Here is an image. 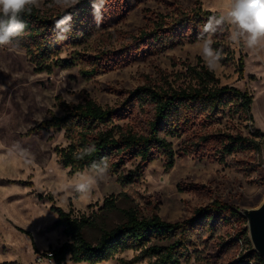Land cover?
I'll return each mask as SVG.
<instances>
[{
	"label": "rangeland",
	"instance_id": "1",
	"mask_svg": "<svg viewBox=\"0 0 264 264\" xmlns=\"http://www.w3.org/2000/svg\"><path fill=\"white\" fill-rule=\"evenodd\" d=\"M46 1L38 0L37 7L42 8ZM225 7L226 0H139L131 9L124 3L103 7V22L97 25L92 15L91 20L84 22L87 35L57 57L72 60L74 65L55 68L52 73L35 72L25 50L0 46V157H4L0 160V264H55L49 253L66 243L68 237L61 227L55 226L57 215L51 211L53 205L65 211L73 209L77 217L102 215L96 226L85 232L93 242L105 221L108 228L122 221L118 212H101L106 198L122 193L127 197L120 198L121 207H134L146 216L157 212L171 223L192 218L196 209L216 200L241 213L261 206L264 150L262 154L230 157L225 164L177 158L172 168H167L164 158H156L144 168L139 180L126 187L117 175L107 171L90 197L85 198L71 187L80 173L71 174L59 160L57 148L68 145L65 131H34L52 116H62L63 102L77 105L90 97L102 107H117L127 99L125 91L143 86L147 75H155L158 69L175 72L178 69L173 65L175 59L193 64L198 58L204 61L200 40L190 41L203 25L199 14L218 13ZM147 9L167 16L165 30L155 48L157 52L144 61L126 64L119 58L128 45L119 39L118 32L137 34L146 25ZM227 29L226 37L221 33L213 37V45L225 49L222 58L231 54V60L226 63L220 60L212 69L224 85L253 95V122L247 124L245 133L256 130L264 133V49L253 50L233 43L228 38L231 28ZM106 52L104 58H111L118 66L104 68L105 62L99 58ZM173 142L178 150V142ZM14 146L25 150L24 154ZM84 172L97 175L96 170ZM181 183L190 186L181 189ZM240 231L237 223L219 225L213 234L200 230L194 236L193 259L185 264H256V259L240 261L255 251L249 232V239L241 240L237 238ZM132 256L131 252L123 255L128 259ZM119 258L98 264H120ZM64 264L87 263L68 259Z\"/></svg>",
	"mask_w": 264,
	"mask_h": 264
},
{
	"label": "trees",
	"instance_id": "2",
	"mask_svg": "<svg viewBox=\"0 0 264 264\" xmlns=\"http://www.w3.org/2000/svg\"><path fill=\"white\" fill-rule=\"evenodd\" d=\"M138 1L105 0L104 7L124 3L131 9ZM92 3L93 0H80L74 8L67 10L72 16L71 32L61 42L53 39L54 22L65 13L54 5L53 0L46 1L42 8L35 6L30 14L21 16L27 27L18 47L25 50L35 72L52 73L55 68L74 65L72 60L57 57L87 35L83 27L86 26L84 22L92 18ZM213 14L216 13H200V23L204 24ZM165 16L147 9L144 10L146 25L137 34L119 31V39L128 45V50L122 52L119 59L133 64L155 54L165 30ZM228 31L226 27L222 36L226 37ZM199 33L192 35L190 41H199ZM213 47L221 49L218 44ZM107 54L103 53L99 59L104 60V68L110 70L118 63L104 58ZM221 60L226 63L231 60V54ZM173 65L178 68L175 72L158 69L155 75L146 76L143 86L125 91L127 99L117 107H102L90 97L77 105L63 102L60 105L63 115L52 116L34 131L64 130L68 145L58 147L57 153L61 164L69 168L71 174L94 170L91 168L93 162L106 159L107 171L117 175L123 187L139 180L144 168L156 158H164L167 168H172L177 158L225 164L228 158H236L242 153L262 154L264 133L259 130L245 133L249 128L247 124L253 122V95L224 85L201 58L195 64L175 59ZM240 73L244 74L243 62ZM173 141L178 142V150ZM90 144H95L96 151L84 155L82 150ZM130 166L134 168L125 171ZM188 186L181 183L179 188ZM122 197H127L126 193L105 199L101 212H118L122 221L112 228H108L105 221L94 242L85 232L96 226L102 215L77 217L73 209L65 211L53 205L51 211L57 215L55 226L61 227L68 237L66 243L50 252L55 264H64L68 259L74 263L98 264L116 257H120V264H185L193 259L194 236L200 230L213 234L217 226L233 223L241 226L237 238L249 239L247 219L238 209L219 200L196 209L192 218L184 222L171 223L157 212L146 216L134 207H121ZM49 200L52 202V197ZM129 252L133 254L132 258L123 257ZM255 259L256 264H264V259L255 251H250L240 261Z\"/></svg>",
	"mask_w": 264,
	"mask_h": 264
},
{
	"label": "clouds",
	"instance_id": "3",
	"mask_svg": "<svg viewBox=\"0 0 264 264\" xmlns=\"http://www.w3.org/2000/svg\"><path fill=\"white\" fill-rule=\"evenodd\" d=\"M53 3L65 13L54 22L56 31L53 39L55 42H61L66 40L71 32L72 16L67 10L74 8L80 0H53ZM104 3L105 0H93L92 3L93 18L97 25L103 22ZM37 4L38 0H0V46H19L27 27L21 16L30 14ZM226 27L231 28L228 38L233 43L243 44L253 50L264 49V0H226L225 8L207 18L201 26L198 38L202 57L210 69L219 63L223 55L222 49L213 47V37L225 31ZM14 149L19 150L21 154L25 152L18 149V146H14ZM95 151V144H90L82 150L84 155H91ZM3 159L4 157H0V160ZM91 168L96 170L97 175L82 172L71 186L72 190L85 198L90 197L98 180L106 175V159L93 162Z\"/></svg>",
	"mask_w": 264,
	"mask_h": 264
},
{
	"label": "water",
	"instance_id": "4",
	"mask_svg": "<svg viewBox=\"0 0 264 264\" xmlns=\"http://www.w3.org/2000/svg\"><path fill=\"white\" fill-rule=\"evenodd\" d=\"M242 215L247 219V228L253 248L264 259V201L258 208L243 211Z\"/></svg>",
	"mask_w": 264,
	"mask_h": 264
},
{
	"label": "built area",
	"instance_id": "5",
	"mask_svg": "<svg viewBox=\"0 0 264 264\" xmlns=\"http://www.w3.org/2000/svg\"><path fill=\"white\" fill-rule=\"evenodd\" d=\"M52 256H53V254L52 253H49V257H50L51 260H52Z\"/></svg>",
	"mask_w": 264,
	"mask_h": 264
},
{
	"label": "bare ground",
	"instance_id": "6",
	"mask_svg": "<svg viewBox=\"0 0 264 264\" xmlns=\"http://www.w3.org/2000/svg\"><path fill=\"white\" fill-rule=\"evenodd\" d=\"M172 173H173V171H172Z\"/></svg>",
	"mask_w": 264,
	"mask_h": 264
}]
</instances>
